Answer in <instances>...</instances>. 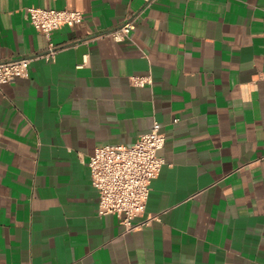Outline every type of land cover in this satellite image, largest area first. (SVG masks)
Returning a JSON list of instances; mask_svg holds the SVG:
<instances>
[{
    "label": "crops",
    "instance_id": "0c3cea01",
    "mask_svg": "<svg viewBox=\"0 0 264 264\" xmlns=\"http://www.w3.org/2000/svg\"><path fill=\"white\" fill-rule=\"evenodd\" d=\"M33 6L84 21L49 39ZM20 58L0 96V264H264V0H0V61ZM155 121L166 164L135 222L156 218L126 232L88 162Z\"/></svg>",
    "mask_w": 264,
    "mask_h": 264
},
{
    "label": "built area",
    "instance_id": "2783aa9c",
    "mask_svg": "<svg viewBox=\"0 0 264 264\" xmlns=\"http://www.w3.org/2000/svg\"><path fill=\"white\" fill-rule=\"evenodd\" d=\"M156 0H146V7ZM27 19L49 39L55 31L65 25L76 26L84 21V13L71 9H47L29 7ZM136 16L128 18L120 27L109 35L117 42L131 38L136 28ZM56 51L51 50L46 59H55ZM90 56L84 57V67L89 63ZM30 58L0 61V96L4 85L15 82L19 77L29 75ZM138 85L152 82L148 77H134ZM166 145V135L162 132V124L155 121L150 132L140 136L132 145H105L96 149L88 162L93 185L101 194L100 215L116 214L122 219L126 232L137 231L151 224L156 218L149 216L146 220L136 223L147 207L151 193V185L156 179L166 159L160 151Z\"/></svg>",
    "mask_w": 264,
    "mask_h": 264
}]
</instances>
